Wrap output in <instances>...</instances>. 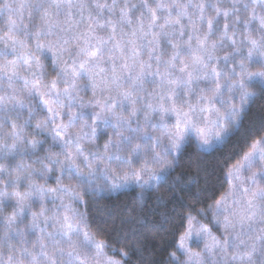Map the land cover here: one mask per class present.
Here are the masks:
<instances>
[{"label": "snow or ice", "instance_id": "obj_1", "mask_svg": "<svg viewBox=\"0 0 264 264\" xmlns=\"http://www.w3.org/2000/svg\"><path fill=\"white\" fill-rule=\"evenodd\" d=\"M262 102L264 0H0V264H264ZM217 169L226 193L195 215L181 197L167 252L144 194L203 203ZM130 187L138 205L97 208L120 220L110 248L90 204Z\"/></svg>", "mask_w": 264, "mask_h": 264}, {"label": "trees", "instance_id": "obj_2", "mask_svg": "<svg viewBox=\"0 0 264 264\" xmlns=\"http://www.w3.org/2000/svg\"><path fill=\"white\" fill-rule=\"evenodd\" d=\"M48 73V78L50 79L51 76L54 75V73L51 71L50 61L48 62ZM79 83L83 84L84 81H79ZM60 87H63V85L61 84ZM87 95H90V92ZM85 98H87V96ZM252 113L253 115L252 117H250V119L252 120V123L255 128H259L261 123H264V102L254 106L252 109ZM245 123L247 125L248 121L246 120ZM256 135L257 133L253 131V138H255ZM259 135H264V133H259ZM103 142V140L99 141L101 145L103 144ZM192 159H196L195 155H193ZM216 163L217 159L215 154L213 156L203 157V165L209 169L215 167ZM181 171L186 172V175L184 177L185 183H187V181L191 177H194L196 175L195 167H193L190 171L187 169V160L181 161V167H179L177 171L173 173V176L179 175ZM223 171L224 169H217L211 182V184L214 185L215 190L209 191L206 194L211 198L205 199L203 203H195L193 199L185 196V194L181 192L179 188H177L174 193L168 192L167 186H162L158 191L146 192L144 194V208L142 212H139V217L143 219L146 223H148L150 226H159L161 234L164 237V241L172 245L167 249V252H171L174 250L175 243L178 242L180 235L184 232V227H182L181 224L183 223L186 227L187 223L186 221L182 222L180 219H178L176 213L173 212V209L175 208L176 212H183L184 214H187L189 208H180V198L183 197L182 203L184 205L194 206V211L192 212L193 215H195L196 211L207 208L208 204L214 203V200L226 193L228 189V184L223 178ZM201 175H203V173ZM217 177H219V179H217ZM204 187V182L201 179L200 183L192 188V191L196 192L203 189ZM139 193L140 189L130 187L128 189L120 191L119 193L113 194L108 199L100 200L96 203L90 204L89 215L91 217V229L95 232L100 221L106 219L108 221L107 224L101 225L105 230L104 235L98 237V239H107L109 241L110 248L111 246H113L112 241L114 240L117 232L120 229V220L115 219V221H113L112 219L106 217L104 215V212L108 210H127V208H131L133 206L138 205L140 203V201L137 200ZM157 196L163 198L159 204L156 200ZM167 201L170 202H168L165 207V202ZM97 208L103 209L104 212H98ZM80 210L82 211L83 209L81 208ZM165 220H167V222H165ZM155 231L156 228L152 227L149 232V235H151V233ZM160 243L161 241L159 239H157L154 244L150 242L147 246L145 255H152L154 259L160 260L161 256L155 253V249L157 246L160 245ZM117 247L119 246L117 245ZM167 252L163 254L165 257L167 256ZM109 255H111L110 252ZM114 258L119 259L118 256Z\"/></svg>", "mask_w": 264, "mask_h": 264}, {"label": "rangeland", "instance_id": "obj_3", "mask_svg": "<svg viewBox=\"0 0 264 264\" xmlns=\"http://www.w3.org/2000/svg\"><path fill=\"white\" fill-rule=\"evenodd\" d=\"M51 186H54V183L51 185ZM198 221H199V225H204L206 227H208L212 233L213 236H217L218 238L220 237V231L219 229L212 223V216L211 214L209 213L207 217H199L197 218ZM222 219V217H221ZM198 225V226H199ZM203 247V244H199V246H197L196 243H193L191 245V249L193 251H199L201 248Z\"/></svg>", "mask_w": 264, "mask_h": 264}]
</instances>
